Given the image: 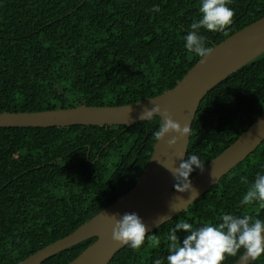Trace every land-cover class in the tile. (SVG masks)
Wrapping results in <instances>:
<instances>
[{
    "label": "trees",
    "instance_id": "obj_1",
    "mask_svg": "<svg viewBox=\"0 0 264 264\" xmlns=\"http://www.w3.org/2000/svg\"><path fill=\"white\" fill-rule=\"evenodd\" d=\"M229 7L231 25L218 33L201 29L211 47L264 17V0H231ZM198 8L199 0H0V114L118 107L161 95L200 60L183 47ZM263 113L264 53L205 95L186 159L196 154L207 165ZM161 126L154 116L128 129L0 128V264H19L124 196L143 173ZM258 172L264 173V141L187 210L146 234L139 250L124 246L109 264L166 257L168 232L182 220L197 227L218 223L222 213L264 219L258 205H239L246 190L240 177L251 182ZM95 241L41 264H69ZM250 264H264V255Z\"/></svg>",
    "mask_w": 264,
    "mask_h": 264
},
{
    "label": "water",
    "instance_id": "obj_2",
    "mask_svg": "<svg viewBox=\"0 0 264 264\" xmlns=\"http://www.w3.org/2000/svg\"><path fill=\"white\" fill-rule=\"evenodd\" d=\"M213 52L200 60L176 83L153 98L118 107L57 109L35 113H1L0 128H49L71 126H124L126 129L148 119L141 113L153 106L160 107L158 116L163 124L165 113L183 127H190L205 95L218 83L264 53V17L214 45ZM176 143L169 147V141ZM190 132L187 136L172 133L156 141L150 159L136 184L124 196L101 210L68 236L38 250L19 264H41L52 255L89 238L96 241L69 264H109L124 247L113 241V218L136 213L153 232L188 209L200 196L241 163L264 141V113L222 153L197 171L190 179L198 196L174 191L175 179L167 170L186 159ZM244 252L234 264H250Z\"/></svg>",
    "mask_w": 264,
    "mask_h": 264
},
{
    "label": "clouds",
    "instance_id": "obj_3",
    "mask_svg": "<svg viewBox=\"0 0 264 264\" xmlns=\"http://www.w3.org/2000/svg\"><path fill=\"white\" fill-rule=\"evenodd\" d=\"M231 0H199V18L193 21L187 34L183 36V47L193 53L203 63L213 48L206 43V37L201 29L218 33L233 23L234 10L229 7ZM152 12H160L158 6H153ZM160 107L153 106L141 113V119H152L159 115ZM160 116V115H159ZM162 126L154 133L157 141L164 136L177 133L187 136L190 127L176 123L167 113ZM169 147L176 143L173 138ZM204 161L196 154L182 159L178 167L169 170L175 179L174 191L198 196V190L192 185L191 176L194 172H203ZM240 183L246 190L239 200L240 206L258 205L264 209V173L258 172L249 182L247 176L240 177ZM146 226L136 213H125L119 219L113 218L112 239L132 250H139L145 243ZM177 233H183V238ZM168 255L154 259L153 264H223L227 257L236 256L243 250L248 257L256 261L264 255V219L249 214L234 215L222 213L218 223H204L194 227L187 220L177 222L167 235ZM153 243L160 241L153 236Z\"/></svg>",
    "mask_w": 264,
    "mask_h": 264
}]
</instances>
